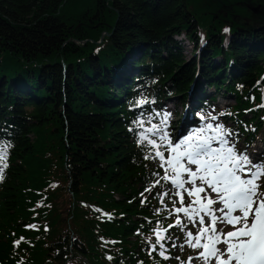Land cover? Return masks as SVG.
I'll return each mask as SVG.
<instances>
[{"label": "trees", "instance_id": "16d2710c", "mask_svg": "<svg viewBox=\"0 0 264 264\" xmlns=\"http://www.w3.org/2000/svg\"><path fill=\"white\" fill-rule=\"evenodd\" d=\"M260 1L0 0V264H182L179 227L157 243L174 199L147 129L200 83L264 146ZM173 34L207 44L184 59Z\"/></svg>", "mask_w": 264, "mask_h": 264}, {"label": "snow or ice", "instance_id": "6c2138e0", "mask_svg": "<svg viewBox=\"0 0 264 264\" xmlns=\"http://www.w3.org/2000/svg\"><path fill=\"white\" fill-rule=\"evenodd\" d=\"M206 130L216 134L203 135ZM147 131L160 130L153 126ZM230 135L232 133L222 125L213 128L209 124L173 144L163 132L159 139L166 141L167 157L155 140L148 141L164 170L162 179L171 184L175 189L173 195L177 197L172 201V212L177 218L168 227H179L183 232L187 227L179 218L183 214L197 229L195 233L187 231L184 244L179 246L183 250L187 245L196 252V256H189L182 264H192L194 259L201 264H264V192L259 190L261 185L257 183L264 177V162L258 163L237 152L234 145L229 146L226 137ZM141 139L146 137L142 135ZM214 143L219 146L213 147ZM5 156L6 152L0 148L3 167H7L3 163ZM158 195L163 200L168 193ZM177 204L180 206L176 207ZM164 238L157 232V243ZM160 255L169 259L164 251Z\"/></svg>", "mask_w": 264, "mask_h": 264}, {"label": "rangeland", "instance_id": "374dc122", "mask_svg": "<svg viewBox=\"0 0 264 264\" xmlns=\"http://www.w3.org/2000/svg\"><path fill=\"white\" fill-rule=\"evenodd\" d=\"M257 6H260L259 12L262 11V10H264V0H261L259 3H257ZM254 7H256V6H250V8L248 7L249 12L253 13L252 10H253ZM262 12L264 13V11H262ZM262 12H260V15H262ZM259 30H261V29H259ZM172 37H173L172 41L173 40H176L175 38H178V40H180V43L182 44V42H181V40L183 39L182 36L181 37H177L176 34H173ZM101 40H102V38H101ZM101 40L98 43H100ZM199 44L201 45L200 42H199ZM197 45L198 44H196L195 46H191V45L188 44V45H186V46H184L182 48V54H183L184 59H192L194 57L193 56V53L194 54H197V50H198V46ZM182 46H183V44H182ZM161 54L164 55V52L162 51ZM131 68H132V65H131ZM124 75H127L128 76L129 75V72L128 71L123 72L122 77ZM203 91H204L205 94L207 93V95H205V96H211V94L213 93V90H211L210 88L203 87V90L202 91H198L197 94L193 96V100H192V104L193 105H197L198 102L202 99V97H203L202 92ZM174 103L175 104H172V101H171V103H168L167 106L168 107L173 106V108L175 109V111H176V108H178L179 109V112H181L180 115H177L176 117L171 118V120H170V117L172 116V113H169V114H167V115H165L163 117V120L164 121H165V117H167V119H166L165 122L170 126V130H167V131H170L171 135L173 137L175 136V139L177 138L176 141H175V139L172 141L173 144H175L176 142L180 141L184 137H186L188 135H191L194 132H199L201 128H206V126L209 125V124H211L213 127L215 125H219V123H217V117L215 116L214 111H211V115H212V117H215V119H212V117H201V119H200V116H199L198 119L200 121H197V122H203V123L205 122L204 125H202L201 127H199L198 130H190L187 127H189L188 125L192 122L191 121L192 116L190 115L191 113L188 115L189 117L187 116L186 118L182 119V113L184 112V110H186V109L189 110L188 109V105L190 103V99L186 100L183 105L180 104L177 100H174ZM216 104H217V106L220 109H223L225 107L234 105V101H233L232 98L224 97V96L220 95V96L217 97ZM173 116H174V114H173ZM194 120H197V118H195ZM208 132H210V131H207L206 130L205 133H203V134L204 135H207V136H211V134H208ZM172 136H168V137H172ZM226 139H228L229 145H231V144H237L238 147H240L239 145H240L241 142L238 141V139L235 138L236 140H234V141L233 140H230L232 138H229V137H226ZM237 141H238V143H237ZM213 147H218V146H217V144L214 143L213 144ZM256 148H257L258 152H260V150H261L260 142H257V144H255V146L251 147L249 150L240 149L239 150V153H244V154H246V155L249 156L252 151H256ZM259 183L264 186V177H261L260 178ZM190 256H196V252L193 251V249H192V251L190 253ZM196 261L197 260L194 259L192 261V264L196 263ZM197 262H199V260Z\"/></svg>", "mask_w": 264, "mask_h": 264}, {"label": "bare ground", "instance_id": "6f19581e", "mask_svg": "<svg viewBox=\"0 0 264 264\" xmlns=\"http://www.w3.org/2000/svg\"><path fill=\"white\" fill-rule=\"evenodd\" d=\"M260 153H261V150H260V152H258V150L256 148V151H252L250 153L249 158L252 159V160H254V161H256L258 159Z\"/></svg>", "mask_w": 264, "mask_h": 264}, {"label": "water", "instance_id": "95a60500", "mask_svg": "<svg viewBox=\"0 0 264 264\" xmlns=\"http://www.w3.org/2000/svg\"><path fill=\"white\" fill-rule=\"evenodd\" d=\"M260 10V6H256L253 8V13H258V11Z\"/></svg>", "mask_w": 264, "mask_h": 264}]
</instances>
